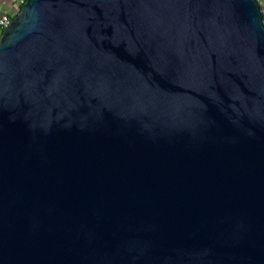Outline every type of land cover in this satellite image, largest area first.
Returning <instances> with one entry per match:
<instances>
[{
  "label": "water",
  "instance_id": "1",
  "mask_svg": "<svg viewBox=\"0 0 264 264\" xmlns=\"http://www.w3.org/2000/svg\"><path fill=\"white\" fill-rule=\"evenodd\" d=\"M0 264H264L255 0H24L0 33Z\"/></svg>",
  "mask_w": 264,
  "mask_h": 264
},
{
  "label": "built area",
  "instance_id": "2",
  "mask_svg": "<svg viewBox=\"0 0 264 264\" xmlns=\"http://www.w3.org/2000/svg\"><path fill=\"white\" fill-rule=\"evenodd\" d=\"M264 23V0H255ZM24 0H0V33L18 12Z\"/></svg>",
  "mask_w": 264,
  "mask_h": 264
},
{
  "label": "trees",
  "instance_id": "3",
  "mask_svg": "<svg viewBox=\"0 0 264 264\" xmlns=\"http://www.w3.org/2000/svg\"><path fill=\"white\" fill-rule=\"evenodd\" d=\"M21 6V5H20ZM20 6H19V8H20Z\"/></svg>",
  "mask_w": 264,
  "mask_h": 264
}]
</instances>
